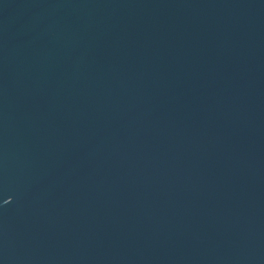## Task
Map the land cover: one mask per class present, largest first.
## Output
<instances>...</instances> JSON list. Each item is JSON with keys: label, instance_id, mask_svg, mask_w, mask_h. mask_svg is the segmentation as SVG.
I'll use <instances>...</instances> for the list:
<instances>
[{"label": "water", "instance_id": "obj_1", "mask_svg": "<svg viewBox=\"0 0 264 264\" xmlns=\"http://www.w3.org/2000/svg\"><path fill=\"white\" fill-rule=\"evenodd\" d=\"M0 264H264V0H0Z\"/></svg>", "mask_w": 264, "mask_h": 264}]
</instances>
